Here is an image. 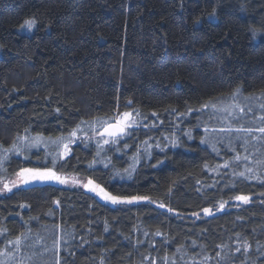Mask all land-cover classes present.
Instances as JSON below:
<instances>
[{
	"label": "trees",
	"instance_id": "16d2710c",
	"mask_svg": "<svg viewBox=\"0 0 264 264\" xmlns=\"http://www.w3.org/2000/svg\"><path fill=\"white\" fill-rule=\"evenodd\" d=\"M26 20L35 21L31 29ZM213 102L220 109L264 102V0H0V148L10 149L26 129L79 136L98 120L133 112L141 126L129 130L124 152L107 153L109 167H89L100 159L96 145L77 142L58 172L112 195L156 201L114 205L79 183L0 188V249L23 233L22 243L33 244L17 254L24 264H217V253L221 264H264V181L223 167L238 151L249 156L239 170L256 168L264 142L247 152L229 145L219 132L223 114L208 119L212 109L199 111ZM261 115L254 108L243 123ZM190 128L191 139L183 135ZM203 137L223 142L214 151ZM136 152L132 175H114ZM44 154L10 153L0 183L18 179L21 168L42 167ZM241 194L247 204L234 199ZM224 243L231 252L217 247Z\"/></svg>",
	"mask_w": 264,
	"mask_h": 264
},
{
	"label": "snow or ice",
	"instance_id": "6c2138e0",
	"mask_svg": "<svg viewBox=\"0 0 264 264\" xmlns=\"http://www.w3.org/2000/svg\"><path fill=\"white\" fill-rule=\"evenodd\" d=\"M34 20H26L24 22V26L31 29L34 26ZM253 37L258 33L257 29H253ZM237 91H239L237 89ZM236 97L233 96V99ZM246 100L250 98H245ZM131 102H129L130 106ZM254 108H258L262 112H264V102H260L257 105L248 104L247 108L241 107L239 105H228L222 109L217 108L215 102L202 103L199 111L204 112L207 109H212L207 113L208 119L216 118L220 119L217 116V113L220 112L223 114L226 125L219 129L221 135H223L224 140L231 145L234 141L239 144V147L243 148L245 152L248 151L249 145L255 147L253 141L256 142H264V115L259 117L253 116V118L248 121L247 126L243 123V121L248 117L249 113H252ZM189 112L193 111V109H189ZM139 115V113H136ZM187 113H181V115H186ZM133 112L125 111L122 116L118 118H113L112 120H98L96 126L89 125L87 128H81L79 131L81 135L77 136V132L73 131L68 134V136H58L56 138H45L40 134L33 136L29 130H25V135L22 137H17V142H15L10 149L0 148V176L7 177L6 164L9 160V154L14 155H25V159H30V154L32 149L39 150L40 148L45 149L44 157L41 159L40 164L42 167H25L21 168L18 172H15L14 175L18 179L11 180V186L16 187L18 184H22L24 186H28L33 182H49V183H59V184H71L76 186L78 181L72 179L71 177L61 175L58 172V169H62L64 166V160L71 153V145L82 142L88 144L89 142H93L96 145V157L100 158L99 161L94 160L89 164V167H92L94 163H104L105 167H109L111 163L110 158L107 156L108 152L120 151L124 152V149L129 147L125 137L130 135V129H134L137 126H141L137 124V121L133 119ZM153 115H156L153 113ZM195 119H199L196 117ZM232 122H235L238 127H232ZM162 123V122H161ZM148 125H143V127H147ZM201 125L196 124L195 127L199 128ZM205 132H208L209 129L205 128ZM215 131V130H213ZM257 133L259 135H257ZM183 135H187L189 139L192 137V129L190 128L188 132L183 133ZM124 140L123 144L120 141ZM219 137H203L201 139V143H210L213 146V150H216V143H222ZM172 146H177L178 139L174 138L171 140ZM152 145L146 144L144 149V153L146 155L150 154L148 149ZM156 147H160L157 143ZM236 151V149H232ZM141 158L140 153L136 152L132 158L130 163L126 168L121 170L115 169L114 175L120 176L124 178L125 175L130 177L132 173L135 171V167ZM249 156L241 157L240 153L237 151V154L231 159V162L226 161L223 165L224 168H232L233 172L231 173L233 176L237 178H243L245 180H261L264 181V154H261V158L256 159L254 161L256 168L250 165H244L243 170H239L241 167V161H247ZM115 168V165H112ZM207 167V165H205ZM219 174V173H218ZM226 174V173H225ZM83 187L89 189L90 191L96 193L102 200L105 202H110L112 204H134L140 202H149L155 204L156 201L150 198L147 195H137V194H128V195H112L111 193L105 191L103 187L91 179L88 180L86 184H83ZM3 188L11 191V187L9 183H4ZM237 201H242L247 204L250 200V197L247 195H236L234 197ZM55 203H59L56 201ZM225 203H220L219 209H223ZM160 208H164V204H159ZM218 209V210H219ZM169 212L173 211L172 208L167 209ZM203 212L212 215V210L210 208H204ZM195 216H199V213H193ZM31 232V229H29ZM0 234H3L0 232ZM156 235H161L160 232H157ZM71 236V233H69ZM5 239L7 236L5 235ZM26 239L24 234L22 233L19 237L9 240L7 244L4 245L3 249H0V257H4L8 261H15V264H24V260L26 259L22 255L19 259H17V254L21 252V249L24 247H28L29 249L33 246L32 242L29 241L28 244H23L22 241ZM53 243H56L54 238ZM243 248L246 252L249 245L245 240L243 242ZM222 250H226L227 252H231L232 249L229 247L227 243L222 245H217ZM235 252H241L240 247L235 248ZM217 264H221V261L225 258L217 253ZM211 257H205V259H210ZM29 261L31 260L28 257ZM0 264H4L2 260H0Z\"/></svg>",
	"mask_w": 264,
	"mask_h": 264
},
{
	"label": "rangeland",
	"instance_id": "374dc122",
	"mask_svg": "<svg viewBox=\"0 0 264 264\" xmlns=\"http://www.w3.org/2000/svg\"><path fill=\"white\" fill-rule=\"evenodd\" d=\"M72 179H74L73 177H71ZM76 181H78V183L80 184V185H82L83 186V184H86L88 181H85V180H80V179H75ZM5 183H9V186L10 187H12L11 186V180L10 181H6ZM34 183V182H33ZM59 184V183H58ZM70 184H71V182H70ZM0 188H3V184H1L0 183ZM85 188V187H84ZM4 189V188H3ZM1 190V189H0Z\"/></svg>",
	"mask_w": 264,
	"mask_h": 264
},
{
	"label": "clouds",
	"instance_id": "9594fccd",
	"mask_svg": "<svg viewBox=\"0 0 264 264\" xmlns=\"http://www.w3.org/2000/svg\"><path fill=\"white\" fill-rule=\"evenodd\" d=\"M258 35H259V33H257V34L255 35V37H253V38H254V39L257 38Z\"/></svg>",
	"mask_w": 264,
	"mask_h": 264
},
{
	"label": "water",
	"instance_id": "95a60500",
	"mask_svg": "<svg viewBox=\"0 0 264 264\" xmlns=\"http://www.w3.org/2000/svg\"><path fill=\"white\" fill-rule=\"evenodd\" d=\"M98 196V195H97Z\"/></svg>",
	"mask_w": 264,
	"mask_h": 264
}]
</instances>
